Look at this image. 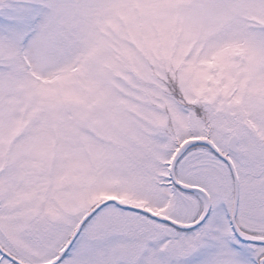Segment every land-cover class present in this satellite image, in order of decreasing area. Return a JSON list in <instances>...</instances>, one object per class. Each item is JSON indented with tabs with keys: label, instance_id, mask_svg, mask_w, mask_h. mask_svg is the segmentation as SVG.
Returning a JSON list of instances; mask_svg holds the SVG:
<instances>
[{
	"label": "snow or ice",
	"instance_id": "6c2138e0",
	"mask_svg": "<svg viewBox=\"0 0 264 264\" xmlns=\"http://www.w3.org/2000/svg\"><path fill=\"white\" fill-rule=\"evenodd\" d=\"M0 264H264V0H0Z\"/></svg>",
	"mask_w": 264,
	"mask_h": 264
}]
</instances>
